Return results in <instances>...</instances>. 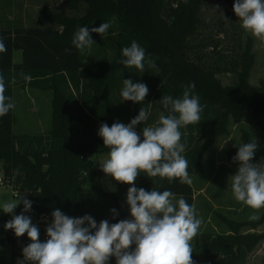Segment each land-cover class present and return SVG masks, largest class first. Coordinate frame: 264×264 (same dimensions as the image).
<instances>
[{
    "label": "trees",
    "instance_id": "16d2710c",
    "mask_svg": "<svg viewBox=\"0 0 264 264\" xmlns=\"http://www.w3.org/2000/svg\"><path fill=\"white\" fill-rule=\"evenodd\" d=\"M213 0H64L57 11H39L35 21L23 22L0 18V38L7 51L0 53V75L5 81V96L14 103L15 90L39 89L52 91V125L38 134H16L15 108L0 117V164L5 179L25 191L32 208L24 213H51L60 209L69 217L92 216L97 224L108 220L114 224L131 219L129 208L122 205L131 185L117 182L116 191H106L96 184L97 171L92 155L108 154L103 138L97 133L103 123H130L141 107L149 113L148 125L154 124L161 113L168 115L160 103L164 95L182 97L184 86L194 82L195 94L205 105L201 120L180 129L181 142L186 141L182 155L189 161V177L206 170L204 156L220 136L227 133L231 121L242 123L248 115L264 140V81H250L256 64L254 43L238 37V52L233 57L220 52L212 43L219 61L209 57L198 41L203 23V7ZM36 5V4H35ZM41 7V0H37ZM183 7L184 16L176 15V6ZM108 22L111 27L101 36L91 33L95 43L84 50L73 44L80 26L89 29ZM173 23V24H172ZM135 40L145 49L146 57L154 59L159 71L125 67L118 63L122 48ZM234 49V48H233ZM22 51V61H14L15 51ZM68 50V51H66ZM231 54V53H230ZM147 68V65H146ZM235 73L238 82L224 85L219 74ZM21 73L30 75L26 82ZM144 83L148 95L141 103L122 100L123 80ZM162 81V82H161ZM9 101H6V103ZM145 125L136 126L141 134ZM252 133L243 128L241 141L225 148L231 162L239 145L252 142ZM258 145V144H257ZM264 158V145H258L253 162ZM138 189L170 190L195 206L193 184L179 179L148 177L141 173L136 179ZM118 215L113 218L111 209ZM23 204L13 214L19 215ZM0 209V223L12 219ZM264 223V208L258 220L236 222L225 220L226 231L201 232L191 241L194 264H248L251 252L264 235L245 232ZM26 234V233H25ZM8 230L3 244L17 248L22 238ZM111 264L116 258L111 257ZM4 264V263H0Z\"/></svg>",
    "mask_w": 264,
    "mask_h": 264
},
{
    "label": "clouds",
    "instance_id": "9594fccd",
    "mask_svg": "<svg viewBox=\"0 0 264 264\" xmlns=\"http://www.w3.org/2000/svg\"><path fill=\"white\" fill-rule=\"evenodd\" d=\"M233 11L245 31L264 40V0H235ZM110 27L108 22L91 29L80 26L72 44L78 50H84L95 43L91 33L103 36ZM6 51L0 38V53ZM121 51L123 59L118 63L125 67H135L141 72L146 69L159 71L154 59L146 57L145 49L137 41L133 40ZM21 77L26 82L32 80L30 75L23 73ZM194 89L192 82L184 86L182 97L164 95L160 103L169 114L161 113L154 124L146 123L149 113L141 107L128 124L117 121L111 127L107 123L99 127L97 134L108 149V156L100 167L115 181L131 185L126 196L131 219L114 224L102 220L97 224L90 215L73 218L57 208L51 213L52 220L46 228L48 238L41 242L38 227L24 214L32 208V202L26 198L28 193H20L16 199L3 202L0 209L6 214H13L18 204H23L21 214H13L4 225L5 230H13L16 237L26 233L31 241L22 249L23 260H18L17 264H108L110 257L116 258V264H194L191 241L202 223L197 218L195 206L183 197L175 200V194L170 190L146 191L135 186L141 173L153 178H167L169 182L179 179L183 184L192 183L189 161L182 155L186 141L181 142L180 129L201 120L205 105L200 103ZM148 92L144 83L124 79L120 94L122 100L141 103ZM14 107L10 97L5 96V81L0 75V117ZM141 123L145 125L142 140L136 131V126ZM257 148L255 139L239 145L233 157L237 171L230 176L234 198L255 210L264 208V158L253 163ZM111 212L113 218L118 215L115 208ZM250 219L259 217L253 215Z\"/></svg>",
    "mask_w": 264,
    "mask_h": 264
},
{
    "label": "rangeland",
    "instance_id": "374dc122",
    "mask_svg": "<svg viewBox=\"0 0 264 264\" xmlns=\"http://www.w3.org/2000/svg\"><path fill=\"white\" fill-rule=\"evenodd\" d=\"M14 1L16 3L26 1L31 5L36 4L37 8L33 7V10L31 11L34 13L35 17H39L40 10L57 11L64 7V0H41V7L37 5V0ZM234 2L235 0H213L203 7V23L199 32L198 41L202 42L204 45L203 49L209 57L215 58L219 61L218 53L213 52L211 49L212 43H218L220 45V49L218 50H221L220 52H223L225 56L233 57L238 52V37H240L244 43L247 38H251L254 43L256 64L252 70L250 81L253 85H259L261 81H264V40L254 37L250 32L245 31L241 27V22L233 11ZM175 8V17L176 15L184 16L183 7L178 5ZM15 53L14 59L19 61L21 58V52L16 51ZM219 78L224 85H235L238 82V77L235 73H221L219 74ZM37 94H42V97H37ZM52 94L51 90H17L16 99H18L17 96L21 95V101L18 106V101L16 102L17 108L15 110V116L17 122L14 125V132L16 134H35L40 132L38 125L39 118H43L45 122L48 120L49 127H51L53 111ZM43 97L45 100L42 99ZM24 103L29 104L28 106L31 108H28V110L32 111L33 116L28 115L24 111ZM43 119L42 121H44ZM243 128L252 133L253 139L256 140L258 145H264L262 134L256 130L248 115H244L242 123H237L232 120L227 133L220 136L215 146L204 156L207 171L203 174H194L190 177L195 192L197 193L195 202L197 218L203 221L199 233L226 231L227 227L224 224L226 219L242 222L245 220H251L250 217L253 215L258 216L259 218L262 215V208L255 210L246 206L242 202H238L231 191L230 176L236 173L238 165L236 162H231L228 159L224 149L232 148L236 143L241 141ZM107 156L108 154H95L91 156L93 168L97 171L96 184L106 191H116L117 181H115L113 177L106 175L100 167ZM201 189L204 191L200 193L199 191ZM13 199H16L13 196V190L1 186L0 205L5 201ZM124 205H126V202ZM35 219L36 216L34 214L31 217L34 225ZM4 225L5 222L0 223V263L17 264L18 260H23V254L20 252L19 247L15 248L10 243L6 245L3 244L2 240L6 237L8 232V230H5ZM244 231L264 235V223L255 229L247 227ZM248 264H264V238L255 250L250 253Z\"/></svg>",
    "mask_w": 264,
    "mask_h": 264
},
{
    "label": "crops",
    "instance_id": "0c3cea01",
    "mask_svg": "<svg viewBox=\"0 0 264 264\" xmlns=\"http://www.w3.org/2000/svg\"><path fill=\"white\" fill-rule=\"evenodd\" d=\"M33 7L34 8H37V6L36 5H31V4H28V2H26V1H21V2H18V3H16L14 0H0V18L3 20V21H5V20H17V21H19V22H23L24 23V25H28V22H31V21H35L38 17H35L34 16V13L33 12H31L32 10H33ZM18 51H20V50H18ZM16 52V51H15ZM21 52V58H20V60L19 61H16L15 59H14V61L16 62V63H19V62H21L22 61V58H23V54H22V51H20ZM15 54L16 53H14V58H15ZM23 91H29V88L28 89H26V90H23ZM35 91H38V90H35ZM16 92H17V90H15V93H14V105H15V110H16V102L18 101V103H17V106L19 105V103H20V101H21V95H19V96H17L18 97V99H16ZM39 92H42V91H39ZM30 93V92H29ZM48 95V94H47ZM37 97H42V94H37ZM42 99H44V97L42 98ZM45 100V99H44ZM29 104L28 103H24L23 104V108H24V111L28 114V115H31V116H33V113H32V111H29L28 110V108H31L30 106H28ZM27 109V110H26ZM43 119V118H42ZM42 119L41 118H39V123H38V125H39V128H40V132H38V133H43V132H45V131H47V130H49L50 129V127H49V121L47 120L46 122H45V120L44 121H42ZM16 122H17V118H16ZM38 133H35V134H38ZM20 134H29V133H20ZM195 189V188H194ZM204 190L203 189H201L199 192L201 193V192H203ZM196 197H197V193H196ZM180 197L179 196H175V200H178ZM175 200H174V202H175ZM126 202V198H125V196L124 197H122V205L125 207V208H129V206L127 205V203H126V205H124V203ZM202 223H203V221H202ZM202 223H201V225H200V227H199V230H198V233L200 232V229L202 228ZM215 227V226H214ZM216 228V227H215Z\"/></svg>",
    "mask_w": 264,
    "mask_h": 264
},
{
    "label": "built area",
    "instance_id": "2783aa9c",
    "mask_svg": "<svg viewBox=\"0 0 264 264\" xmlns=\"http://www.w3.org/2000/svg\"><path fill=\"white\" fill-rule=\"evenodd\" d=\"M1 186H5L7 188L12 189L13 190V196L15 198H17L20 193L21 194L26 193L25 191L20 190L17 187H14L9 179H5L4 171H3V168L1 167V164H0V187ZM35 216H36L35 225L38 227L39 232H40L39 239L41 242H45L48 238L47 234H46V228L48 226V223L51 222V219L46 214H40V215L36 214ZM30 243H31L30 239L28 238L27 234H25V236L21 240L20 245L18 246L20 249V252L22 253V249ZM111 260L112 259L110 257L108 264H111Z\"/></svg>",
    "mask_w": 264,
    "mask_h": 264
}]
</instances>
